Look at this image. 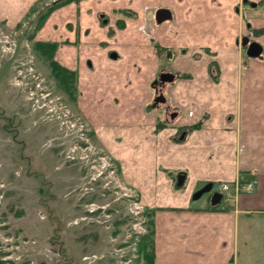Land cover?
<instances>
[{
    "label": "crops",
    "instance_id": "0c3cea01",
    "mask_svg": "<svg viewBox=\"0 0 264 264\" xmlns=\"http://www.w3.org/2000/svg\"><path fill=\"white\" fill-rule=\"evenodd\" d=\"M41 1L0 0V21L18 28ZM247 1L82 0L55 9L35 34L34 43L57 44L55 62L77 74L76 104L93 140L139 191L154 264H257L264 256V0ZM159 9L171 19L158 24ZM249 30L263 48L258 58L237 44ZM158 49L171 50L172 67L190 77L169 88L180 117L155 136L156 117L143 110L165 63ZM149 119L146 138L121 130ZM176 176L184 177L179 190ZM239 180H255L254 192L216 210L192 205L203 186Z\"/></svg>",
    "mask_w": 264,
    "mask_h": 264
},
{
    "label": "rangeland",
    "instance_id": "374dc122",
    "mask_svg": "<svg viewBox=\"0 0 264 264\" xmlns=\"http://www.w3.org/2000/svg\"><path fill=\"white\" fill-rule=\"evenodd\" d=\"M51 1L43 2L42 6H48ZM36 18L37 13L15 29H9L0 21V33L5 32L17 41L14 54L3 56L0 53L1 262L127 264L130 258L133 263L137 260L136 263L142 264L139 245L142 238L151 231L149 218L145 209V223L136 226L137 220L132 217L129 202L124 195L132 188L133 194L139 196L143 205L140 193L123 180L115 160L93 140L96 138L94 128L80 114L76 104L78 97L83 96H79L77 80L75 98L71 100L67 93L56 88L49 63L34 51L35 36L33 39L26 36L27 33L21 36L23 29L35 31L33 23ZM27 52H30L31 58ZM162 53L168 65L170 59L166 57L167 52ZM30 65L34 71L41 73L44 90L35 88L37 82L29 72L24 78V84L28 85H15L19 68L28 69ZM21 71L25 76V70ZM31 91L35 94L34 99H31ZM41 93H51V96L44 100ZM58 98L71 113L82 118L97 152L111 158L122 183L121 188L114 181L110 182L107 173L98 177L96 173L101 168L92 164L97 157L94 149L74 150L79 141L77 132L68 131L62 124L63 119L57 118L56 113L49 112V108L44 106L49 101L56 104ZM148 107L150 111L143 110V113L152 112L156 117L155 124H160L155 131L152 129L153 134L157 136L158 131L169 130L163 117V108L154 109L152 103ZM138 114L134 110L128 113L129 116ZM150 122V119L141 123L138 121L140 126L124 127L121 130L129 132L133 138H146L148 134L145 131L150 128L145 125ZM87 154L88 158L85 159ZM179 177H175L178 186ZM178 186L175 185L176 190L182 185ZM220 186L214 185L213 191L220 190ZM208 199L209 195L205 194L191 203L196 208H204ZM134 229L144 232L143 235L135 233ZM252 247L257 246L253 244ZM133 255L138 257L133 258ZM257 264H264V256Z\"/></svg>",
    "mask_w": 264,
    "mask_h": 264
},
{
    "label": "built area",
    "instance_id": "2783aa9c",
    "mask_svg": "<svg viewBox=\"0 0 264 264\" xmlns=\"http://www.w3.org/2000/svg\"><path fill=\"white\" fill-rule=\"evenodd\" d=\"M261 5H262L263 10H264V2H262ZM12 38H13L12 36L5 34V32L0 33V53H1V55H3V56L4 55H11L17 51V41L13 40ZM27 49H28V47H27ZM27 54L30 58L32 57L30 52H27ZM26 68H19V70H18L19 73L17 72V76L15 78V85L18 87L28 85V84H24V78L27 77V72H29L31 78L33 80H35V82H37L35 85V88L37 87L41 91L44 90L42 87V83L44 82V79L41 78V75L39 73H37L36 70L34 71L33 68L31 67V65L28 67V69H26ZM21 70H25V76H23V73ZM29 74H28V76H29ZM30 93L33 97L31 99H34V97H35L34 92L31 91ZM40 95L45 100L46 97L51 96V93H47V94L41 93ZM36 102H38V101H36ZM44 106H47L49 108V112L54 113V114L56 113L58 115L57 118L63 119L62 124L66 127V129L68 131H76L77 132V136H78L79 141H78V144L74 147V150H76V149L79 150L80 148L81 149L84 148L86 150L94 149V151H95L94 155H97V157L95 156V158H94L95 160H93L94 162L92 164L95 167L99 168V166H100V168H101V170H98L99 173H96L98 175V177L103 176L105 173H107L106 177L108 176L111 179L110 182L114 181L115 184L117 185V187L121 188L122 183H120L119 175L117 174V171H116L114 165L112 164L111 158L107 154H104V153L99 154L97 152L92 141L88 137V134H89L88 128L86 127V124L83 122L82 118L71 113L69 108L61 102L60 98L56 99V104H53L52 101H49V104H45ZM79 157L82 159L81 156H79ZM86 158H88V154L85 156V159ZM256 185H257L256 181H251V182H246V183H242V182L238 181V182H236V184L234 186V194L235 195L251 194L254 192ZM123 189L126 190V188H124V187H123ZM127 191H128V193H125L124 195L129 202V210H130V213L132 214V217H134V219L137 220V223H135V225L136 226H142L146 220V216H144L145 208L143 205H141L139 196L135 193L133 194L132 188L130 190H127ZM220 191L223 193H227V195L225 197V200L227 203L232 201V194H230L231 186L228 183L221 184ZM135 233L142 234L144 232L136 231ZM137 257L138 256L133 255V258H137ZM128 260L129 261L127 262V264H129V263L130 264H138L135 262L137 260H134V263L132 262L133 260H130V258Z\"/></svg>",
    "mask_w": 264,
    "mask_h": 264
},
{
    "label": "trees",
    "instance_id": "16d2710c",
    "mask_svg": "<svg viewBox=\"0 0 264 264\" xmlns=\"http://www.w3.org/2000/svg\"><path fill=\"white\" fill-rule=\"evenodd\" d=\"M46 1L48 0H43L39 2V4L41 3V6H42L43 2H46ZM80 1L82 0H53L48 6L47 5L42 6V8L39 7L37 11L38 12L37 18L35 22L33 23L35 27V31L29 32L28 29L26 30L23 29L21 36H24L23 33L25 34L27 33L26 36H29L31 39H33L37 30H39L43 26L48 16L55 9L61 6H64L66 4L72 3V2H80ZM123 13L125 14V16L132 15L131 13L126 12V11ZM56 49H57V44L55 43H35L34 44V51L38 52V54L41 55L49 63L53 78L56 81L57 88L62 90L64 93H67L71 100H74L77 74L73 71H69L61 67L57 62H55L54 56H55ZM211 209L216 210L217 207H212ZM149 227L151 231L142 238L140 245H139V253L142 259V264H154L153 238H152L153 231H152V226H149ZM0 264H5L1 262V257H0Z\"/></svg>",
    "mask_w": 264,
    "mask_h": 264
},
{
    "label": "flooded vegetation",
    "instance_id": "af4514ba",
    "mask_svg": "<svg viewBox=\"0 0 264 264\" xmlns=\"http://www.w3.org/2000/svg\"><path fill=\"white\" fill-rule=\"evenodd\" d=\"M243 3L244 4H247L248 1L247 0H243ZM160 10H163V9H159L157 12H159ZM235 12L236 13H239L240 12L239 6L235 8ZM162 16L165 17V16H168V14L167 15L162 14ZM246 25H247L246 28H248V29L251 28V25L250 24H246ZM254 35L255 34L252 31L248 32L245 35H242L241 38H240V40H238L237 44H239V45L242 46V40L245 37L249 38L250 42H256L254 40V38H255ZM242 48L244 49V52H245V55H246L247 47H243L242 46ZM158 50H159V52H162L163 51L162 49L161 50L158 49ZM166 52H167L166 55H168L166 57H168L170 59L168 61V65L166 63L163 64L164 65L163 68L160 70V72L158 73V75L156 76V78L151 83V88H152V90L154 92V97H153L152 105H153L154 109H161V108H163V111H164V116L163 117L166 120V123L168 124V126L170 127V126H174V123L179 119L180 112H179V110L177 109L176 106L173 107L170 104V102H169V97L170 96L168 95V90H169V88H171L176 83V81L181 80V79H188L190 76L189 75L181 74V72L175 70L172 67L173 66V61H174L172 51L171 50H167ZM166 52H164V53H166ZM163 60H164V58H163ZM164 62H165V60H164ZM209 70H210L211 73L216 74L217 73V70H218V67L215 64H211ZM163 76H168V77H163ZM170 77H173V81H168L170 79ZM157 99L159 101H156ZM160 100H162V101H160ZM186 130H188V129H186V128L185 129H181L180 132H179L180 134H178V137L179 138H184L185 137ZM203 187H205V186H203ZM202 188H200L199 190H201ZM199 190H197V191H199ZM215 192H219V190L218 191H213V188H212V191L210 193H208V195H209L208 203L210 205H211V197H212V195ZM222 196L223 197L221 199L220 204L218 206H216L217 208L220 205H223V204L225 205L226 204V200H225L224 193H222ZM211 208H212V206H211Z\"/></svg>",
    "mask_w": 264,
    "mask_h": 264
},
{
    "label": "water",
    "instance_id": "95a60500",
    "mask_svg": "<svg viewBox=\"0 0 264 264\" xmlns=\"http://www.w3.org/2000/svg\"><path fill=\"white\" fill-rule=\"evenodd\" d=\"M162 14H164V15L168 14V16L164 17V16H162ZM170 19H171V15H169L168 11L160 10L159 12H157L156 21L158 24H161V23L165 22L166 20H170ZM242 46L247 47L246 55L249 58H258L261 56V54L263 52V48L258 42H250L249 38H247V37L243 38ZM163 77H168V76H163ZM168 81H173V77H170V79ZM156 101H159V100L157 99ZM160 101H162V100H160ZM181 139H183V138H181ZM183 179H184L183 176H181L179 178V185H181L183 183ZM212 188H213V184L206 185L205 187H203L201 190L197 191L193 195V200H198L203 195L210 193L212 191ZM222 197L223 196L220 192H215L211 197V206L212 207L218 206L221 202Z\"/></svg>",
    "mask_w": 264,
    "mask_h": 264
}]
</instances>
